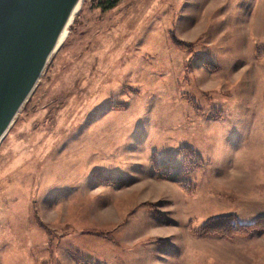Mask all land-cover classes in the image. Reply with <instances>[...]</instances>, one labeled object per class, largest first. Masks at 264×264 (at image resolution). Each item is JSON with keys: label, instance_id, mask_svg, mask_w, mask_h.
Instances as JSON below:
<instances>
[{"label": "rangeland", "instance_id": "374dc122", "mask_svg": "<svg viewBox=\"0 0 264 264\" xmlns=\"http://www.w3.org/2000/svg\"><path fill=\"white\" fill-rule=\"evenodd\" d=\"M221 215L264 217V0H82L0 141V264H264Z\"/></svg>", "mask_w": 264, "mask_h": 264}, {"label": "water", "instance_id": "95a60500", "mask_svg": "<svg viewBox=\"0 0 264 264\" xmlns=\"http://www.w3.org/2000/svg\"><path fill=\"white\" fill-rule=\"evenodd\" d=\"M74 0H0V134L33 91Z\"/></svg>", "mask_w": 264, "mask_h": 264}, {"label": "trees", "instance_id": "16d2710c", "mask_svg": "<svg viewBox=\"0 0 264 264\" xmlns=\"http://www.w3.org/2000/svg\"><path fill=\"white\" fill-rule=\"evenodd\" d=\"M153 164L156 170H160L164 166V162L159 159H154ZM253 229L264 230V217H259L251 224L240 225L234 222L233 217L221 215L210 219L200 230L207 233H216L220 236L231 237L233 235L247 234Z\"/></svg>", "mask_w": 264, "mask_h": 264}, {"label": "bare ground", "instance_id": "6f19581e", "mask_svg": "<svg viewBox=\"0 0 264 264\" xmlns=\"http://www.w3.org/2000/svg\"><path fill=\"white\" fill-rule=\"evenodd\" d=\"M82 0H74L71 8L69 9V12L67 13V16L65 18V20L63 21L57 36L54 40V43L51 47V50L47 56V61L49 60V58H51V56L54 54V52L57 50V48L60 46V44L64 41L66 34H67V29L69 27V25L72 23L74 15L77 13L78 9L80 8ZM46 61V63H47ZM24 104V103H23ZM21 109V107H20ZM20 109L17 111V113L20 111ZM9 127L4 129L2 131V133L0 134V141L1 139L4 137L5 133L8 131Z\"/></svg>", "mask_w": 264, "mask_h": 264}]
</instances>
